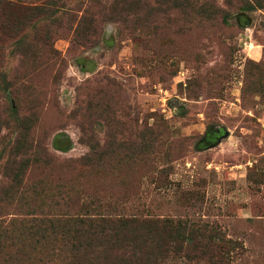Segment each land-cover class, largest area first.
I'll return each instance as SVG.
<instances>
[{
	"label": "rangeland",
	"instance_id": "1",
	"mask_svg": "<svg viewBox=\"0 0 264 264\" xmlns=\"http://www.w3.org/2000/svg\"><path fill=\"white\" fill-rule=\"evenodd\" d=\"M5 1L0 184L12 153L28 160L5 213L43 212L67 230L94 218L158 241L192 222L231 244L193 259L169 244L166 264H213L218 252L224 264H264V0ZM91 2L96 16H116L85 46L57 23ZM22 43L35 59H22ZM88 141L103 153L84 163ZM67 230L21 264L114 258Z\"/></svg>",
	"mask_w": 264,
	"mask_h": 264
},
{
	"label": "trees",
	"instance_id": "2",
	"mask_svg": "<svg viewBox=\"0 0 264 264\" xmlns=\"http://www.w3.org/2000/svg\"><path fill=\"white\" fill-rule=\"evenodd\" d=\"M98 1V0H95ZM5 0H0V8L5 3ZM11 3H9L10 5ZM93 3L83 6V3L77 5L74 9V13H67L70 19L68 23H63L58 19L57 26L59 28L68 27V30L73 31V39L81 45H95L98 42V36L101 30V23L103 17L105 21L113 20L116 16L113 13L114 8H110L109 11L105 12L106 16H96L92 12ZM36 15H39L42 8L40 6H34L32 9ZM48 11V10H46ZM53 15V14H50ZM12 16V14H10ZM113 17V18H112ZM11 20L7 23V26L12 27ZM44 42H47L49 36L46 34ZM20 55L23 60H32L36 58V51L28 43H22L19 46ZM15 107L16 102L13 101ZM85 141V140H83ZM86 142V141H85ZM90 152L85 155L82 160L84 163H90L94 160L93 157H99L103 152L101 151V145L92 144L88 141ZM103 147V146H102ZM104 148V147H103ZM46 155V153H44ZM28 160L22 157L16 156L14 153L11 154V158L8 159L4 165L3 176L5 178V183L0 184V264H21L29 259L32 255L31 248L43 246V242H50L53 237L57 234L62 233L63 230H67L68 226L57 224L58 220L55 218L45 217L46 213L43 212H32L31 214H36L33 218L24 221L18 219L15 213H5L6 207L9 206L10 201L16 199L15 195L17 191H13L12 187L14 185H19L22 182V175L24 169L27 166ZM71 197L68 199L72 201ZM58 200L55 201L57 206H62ZM61 203V204H60ZM11 215L9 219L7 215ZM13 214V215H12ZM38 214L39 218H38ZM79 223L82 224L79 227L71 228L73 231V238L77 239L79 243L81 242L77 237H79L83 243L87 246L90 241L95 244L96 247L101 249L99 252L104 254L108 250L114 253V258L110 260L105 258L101 261V264H166L168 260L167 250H170L169 244H172L174 254H179L183 251L188 259H193L195 256L192 255L194 250L199 252H205L207 249L224 247L225 244H231L221 240V234L215 227H208L206 225H197L191 222V224L186 222H177L175 225H171L169 229V239L168 240H152L155 238L152 236H142L138 237H128L126 233H123V229L119 228L118 224L109 222L98 223L94 218H80ZM128 224L123 222L121 226ZM203 228L206 233L203 234L202 239L197 238L198 231ZM135 229V228H134ZM218 236V237H216ZM216 237V238H215ZM140 240H137V239ZM232 248V247H231ZM230 250H228L229 252ZM29 253V254H28ZM192 255V256H189ZM105 255V254H104ZM87 260V259H86ZM209 260L213 264H224L226 258L223 254L219 253L217 255H210ZM88 263L91 262L88 260ZM93 263V262H92ZM94 264V263H93Z\"/></svg>",
	"mask_w": 264,
	"mask_h": 264
},
{
	"label": "water",
	"instance_id": "3",
	"mask_svg": "<svg viewBox=\"0 0 264 264\" xmlns=\"http://www.w3.org/2000/svg\"><path fill=\"white\" fill-rule=\"evenodd\" d=\"M213 136H217V140H219L221 137L225 136V132H223L222 128H217L213 130ZM214 139V138H213Z\"/></svg>",
	"mask_w": 264,
	"mask_h": 264
}]
</instances>
